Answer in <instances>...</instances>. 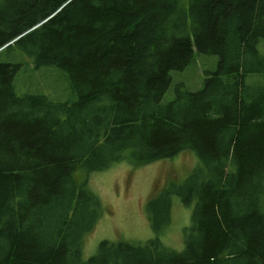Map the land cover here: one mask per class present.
Returning a JSON list of instances; mask_svg holds the SVG:
<instances>
[{"label": "trees", "instance_id": "trees-1", "mask_svg": "<svg viewBox=\"0 0 264 264\" xmlns=\"http://www.w3.org/2000/svg\"><path fill=\"white\" fill-rule=\"evenodd\" d=\"M259 42L264 0H0V56L66 72L75 97L17 95L21 65L0 62V264H264V84H246L264 76ZM192 49L216 73L161 105ZM180 152L196 182L149 198L153 239L81 260L102 214L88 175ZM173 195L194 204L180 252L160 242Z\"/></svg>", "mask_w": 264, "mask_h": 264}, {"label": "rangeland", "instance_id": "rangeland-1", "mask_svg": "<svg viewBox=\"0 0 264 264\" xmlns=\"http://www.w3.org/2000/svg\"><path fill=\"white\" fill-rule=\"evenodd\" d=\"M188 0H183L186 9ZM193 50L191 64L183 71L171 72V83L165 93L161 105L176 99L177 92H196L201 89L205 79L213 74L217 66L216 56H205ZM258 54L264 57V44L257 45ZM1 63L20 64L13 80L17 95L44 96L51 104L72 102L70 81L66 72L57 68L34 69L33 59L16 49L3 53ZM234 76L225 78L230 81ZM249 87L264 84V76H248ZM199 161L193 153L180 152L170 160H162L149 165L133 167L128 163H120L105 171L88 175L87 190L98 197L102 214L91 233L85 236L82 259L85 261L97 251L103 241L146 243L153 239L147 214L146 203L155 194L173 186L184 183H195L196 178H189L198 168ZM185 178L186 179L185 181ZM171 216L169 225L160 236V242L166 248L180 252L183 249V229L189 227L192 209L183 205L177 196L170 197ZM243 264V263H239Z\"/></svg>", "mask_w": 264, "mask_h": 264}, {"label": "bare ground", "instance_id": "bare-ground-1", "mask_svg": "<svg viewBox=\"0 0 264 264\" xmlns=\"http://www.w3.org/2000/svg\"><path fill=\"white\" fill-rule=\"evenodd\" d=\"M216 73V72H215ZM187 204V203H186ZM127 245V244H126ZM123 248V247H122ZM78 257V256H77ZM104 258V257H103Z\"/></svg>", "mask_w": 264, "mask_h": 264}]
</instances>
